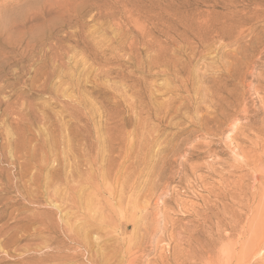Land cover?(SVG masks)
Returning <instances> with one entry per match:
<instances>
[{"label": "rangeland", "instance_id": "374dc122", "mask_svg": "<svg viewBox=\"0 0 264 264\" xmlns=\"http://www.w3.org/2000/svg\"><path fill=\"white\" fill-rule=\"evenodd\" d=\"M263 235L264 0H0V264H264Z\"/></svg>", "mask_w": 264, "mask_h": 264}, {"label": "bare ground", "instance_id": "6f19581e", "mask_svg": "<svg viewBox=\"0 0 264 264\" xmlns=\"http://www.w3.org/2000/svg\"><path fill=\"white\" fill-rule=\"evenodd\" d=\"M132 134V133H131ZM70 197V196H69ZM72 199H74V198H72ZM75 200H76V198H75ZM72 201H74V200H72ZM87 207V206H86ZM82 211V210H81ZM87 215V214H86ZM99 218V217H98ZM83 219V224H82V226H83V228H79V229H76L79 233L77 234V237H79V238H81V239H83V240H85L86 242L88 241L87 240V235H86V230H88V228H91V226H89L90 224H88L89 222H88V219L87 218H85V216H84V218H82ZM92 222V221H91ZM105 222H107V221H105ZM88 224V225H87ZM88 226V227H86V226ZM96 226V225H95ZM98 226V225H97ZM100 227V226H99ZM86 228V229H85ZM97 228V227H96ZM93 229H95V228H93ZM75 230V231H76ZM88 233V232H87ZM264 236V235H263ZM263 236H260V238L261 237H263ZM259 237V236H258ZM78 238V239H79ZM264 238V237H263ZM89 239V238H88ZM255 239H257V237H255ZM254 239V240H255ZM77 240V239H76ZM82 240V241H83ZM259 240V239H258ZM261 240V239H260ZM78 241V240H77ZM256 241H254V242H252V244H254ZM257 242H259V241H257ZM261 242V241H260ZM85 243V242H84ZM258 244V243H257ZM258 245H260V244H258ZM257 245V246H258ZM249 247H251V248H253V247H255V246H252V245H249ZM259 247H257V249H258ZM260 248H261V245H260ZM254 249V248H253ZM2 250V249H1ZM259 250V249H258ZM254 251H256V248L254 249ZM260 251H261V249H260ZM42 252V251H41ZM257 253H259L258 251H256ZM256 252H251V253H256ZM257 253H256V255H257ZM261 253V252H260ZM21 254V253H20ZM261 255V254H260ZM259 255V256H260ZM254 256V255H253ZM249 257H251V255L249 256ZM256 257V256H255ZM253 258V257H252ZM251 258V259H252ZM250 259V260H251ZM263 259V258H262ZM264 260V259H263ZM264 262V261H263Z\"/></svg>", "mask_w": 264, "mask_h": 264}]
</instances>
